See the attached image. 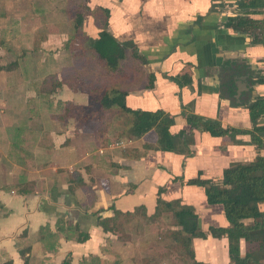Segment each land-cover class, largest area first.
Returning a JSON list of instances; mask_svg holds the SVG:
<instances>
[{
    "label": "crops",
    "instance_id": "0c3cea01",
    "mask_svg": "<svg viewBox=\"0 0 264 264\" xmlns=\"http://www.w3.org/2000/svg\"><path fill=\"white\" fill-rule=\"evenodd\" d=\"M20 1L12 2L20 7ZM86 6L99 13L85 19L84 35L96 39L106 24L127 47L120 66L135 60L120 89L127 111L99 132L83 128L80 117L85 119L86 111L89 118L94 111L104 112L101 100L108 95L96 98L76 81H66L65 70L77 67L65 62V34L44 26L54 22L48 13L24 15L40 23V45L32 48V33L22 28L8 34V46L0 45V264H111L107 234L97 218L112 206L122 213L144 207L152 216L157 199L179 200L193 209L199 230L207 235L191 239L197 263L228 264L227 238L208 234L209 228H229L223 207L208 205L204 188L189 182L220 183L231 164L264 156V131L253 130L264 127V114L254 125L248 110V102L264 98V84L252 85L232 72L237 65L255 71L264 47L249 33L228 27L239 17L260 24L261 7L252 0H87ZM34 51L39 57L32 59ZM50 77L56 80L54 89L45 87ZM68 105L84 112L65 115ZM93 105L102 112L91 111ZM157 112L156 125L179 141V151L158 148L152 117ZM191 114L217 120L235 133L211 136L187 122ZM121 140L124 147H109ZM258 207L264 211V203ZM80 233L88 240L79 243ZM240 249L245 255L244 241ZM121 260L130 264L128 257ZM251 261L264 264V251L252 249Z\"/></svg>",
    "mask_w": 264,
    "mask_h": 264
},
{
    "label": "trees",
    "instance_id": "16d2710c",
    "mask_svg": "<svg viewBox=\"0 0 264 264\" xmlns=\"http://www.w3.org/2000/svg\"><path fill=\"white\" fill-rule=\"evenodd\" d=\"M85 10L91 13L86 6ZM253 4L261 7V3L252 0ZM256 2V3H255ZM108 14V12L106 11ZM84 16L82 13L76 14L75 28H82L83 32ZM228 27L235 31L249 33L253 37V43H262L261 23L249 18H233L229 20ZM79 31V30H78ZM89 48L101 60L104 61L107 70L111 73L115 72L120 67V62L125 59L127 47L115 39L106 29V24L103 26L96 39H89ZM77 73L75 74V83L79 81V67L76 63ZM76 70L72 71L73 73ZM152 80V79H151ZM149 82V87H152V81ZM55 78H48L45 87H57ZM68 81V80H67ZM260 83H264L261 80ZM61 86V84H58ZM52 89V90H53ZM92 88V90H94ZM45 91V88H43ZM81 91H85L81 89ZM51 91V89H49ZM232 89L230 93H232ZM89 94L92 91L87 90ZM109 97H108V96ZM101 100V106L104 108V119L106 122H111L113 112L123 113L127 109L124 103L125 92L112 90ZM107 98V99H106ZM250 112L251 122L256 125L258 117L264 114V98L257 100L248 107ZM84 109L73 105H68L65 108V115H81ZM161 116V112H157L153 118L155 132L157 134L158 148L164 151L177 152L178 140L171 138L163 126L156 125ZM151 117V118H152ZM187 122L197 126L201 131L209 133L211 136H226L233 135L234 129H223L220 122L212 119H204L193 114L185 117ZM255 132L264 131V127H253ZM253 141L260 145L257 137L253 136ZM259 142V143H258ZM181 145L187 146V140L183 139ZM189 184H198L204 188L208 205H222L224 215L229 223V228H209L208 234L214 238L225 236L228 240V254L230 262L228 264H254L251 261V251H264V211L259 209V204L264 203V156L256 157L250 163H235L231 164L223 171L222 180L220 183L209 180H192ZM107 212L97 218V226L101 227L104 233L114 232V222L119 217H132L140 211L147 219L158 218L164 214H170L173 223L180 228L178 236H175L174 243L179 245L181 258L183 262L189 264H201L194 260V251L191 247V239L193 237L206 238V233L199 230L197 216L194 214L191 207L182 205L179 200L172 202H164L157 199L155 213L152 216H147L144 207L135 209L133 213H122L114 209V206L106 209ZM260 232L263 234L261 238L253 236V233ZM88 235L80 233L77 237L79 243L88 240ZM240 241H244L247 245L245 255H241ZM179 254V255H180ZM11 264V263H5ZM24 264H27L24 262ZM63 264H67L63 262Z\"/></svg>",
    "mask_w": 264,
    "mask_h": 264
},
{
    "label": "rangeland",
    "instance_id": "374dc122",
    "mask_svg": "<svg viewBox=\"0 0 264 264\" xmlns=\"http://www.w3.org/2000/svg\"><path fill=\"white\" fill-rule=\"evenodd\" d=\"M12 1L0 0V14L4 13V15L10 16L6 19L0 18L1 46H8V34L10 32L14 29L18 30V28H22L32 33V48H37L42 39L41 25L39 22L32 23L24 19V15L27 17L30 12H35L37 15L48 13V20L54 18V22L45 23L44 26H51L53 30L57 27L58 30L65 34V45L63 47L66 58L65 62L69 66L74 62L79 67L80 79L78 85L81 89L85 91L90 90L92 91L91 95L100 98L104 94H109L112 90L125 88L123 78H128L127 74L133 70V66L136 64L135 60L131 58L132 60L121 64L115 72H109L104 61H101L89 48V38L82 33V28H75V17L78 12L83 14L85 20L89 15H93V17L97 16L98 18V10L88 14L89 12L84 8L85 0H61L62 3L55 4L54 6H49V4L41 6L38 0H32L29 5H25V0H21L20 7L15 6ZM14 11L16 12L13 13ZM23 11H26V13L23 14ZM56 17L58 18L56 19ZM16 20V25H13L12 21ZM21 21H24L23 27L20 25ZM84 24L85 22H83V26ZM14 41L22 43V40ZM36 54L37 51H34L33 55H31L32 59L39 57ZM7 60L9 62L11 59H5L6 62ZM76 73L77 70L73 73L70 67L67 68L64 72L65 80L69 82L74 80L75 82L74 76ZM135 74L133 73V75ZM94 87L95 89L92 90ZM95 109L101 111L99 106L93 105L91 111ZM94 112H92V117L89 118L91 112L87 113L86 111V118L82 119L81 117L84 116H81L79 120L83 128H86L88 125L91 131V126H93L94 130L99 132L106 121L103 112L99 113V115H96ZM94 114L96 115L95 118ZM111 116L113 117L112 119L118 121L122 115L113 112ZM177 228L173 220L166 216V214L158 218L147 219L139 211L132 217H119L114 222V232L105 233L107 234L106 250L111 257L110 263L125 264L122 263L121 258L128 257L130 264H189V262H183L179 245L174 243V238L178 236V231H180V228Z\"/></svg>",
    "mask_w": 264,
    "mask_h": 264
},
{
    "label": "flooded vegetation",
    "instance_id": "af4514ba",
    "mask_svg": "<svg viewBox=\"0 0 264 264\" xmlns=\"http://www.w3.org/2000/svg\"><path fill=\"white\" fill-rule=\"evenodd\" d=\"M256 70L255 71H252L251 69H250V66L249 67H244V66H239V65H237L235 68H233V70H232V72H233V75L235 76V75H237V78H240V77H245V78H247V79H249L252 83V85L253 84H258V85H260V84H264V83H260L261 82V80H263L264 81V78L261 76V74H260V72H259V70H258V64H257V62H256ZM252 91H251V89L249 90V93H251ZM250 98H251V96H250ZM251 105V103L250 102H248V107Z\"/></svg>",
    "mask_w": 264,
    "mask_h": 264
},
{
    "label": "built area",
    "instance_id": "2783aa9c",
    "mask_svg": "<svg viewBox=\"0 0 264 264\" xmlns=\"http://www.w3.org/2000/svg\"><path fill=\"white\" fill-rule=\"evenodd\" d=\"M260 21H261V34H262V45L264 47V0H262V6H261V12H260ZM258 64V70L261 74V76L264 78V56L262 58H260V60H258L257 62ZM125 142L124 141H117L115 144H111L109 147L113 148V147H124Z\"/></svg>",
    "mask_w": 264,
    "mask_h": 264
},
{
    "label": "water",
    "instance_id": "95a60500",
    "mask_svg": "<svg viewBox=\"0 0 264 264\" xmlns=\"http://www.w3.org/2000/svg\"><path fill=\"white\" fill-rule=\"evenodd\" d=\"M228 87H231V84H230ZM238 94H239V91H236V93H235V97H237Z\"/></svg>",
    "mask_w": 264,
    "mask_h": 264
}]
</instances>
